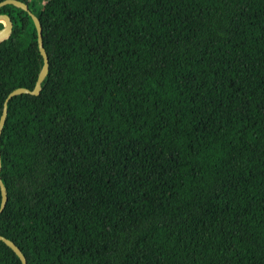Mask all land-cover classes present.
Wrapping results in <instances>:
<instances>
[{"label":"trees","instance_id":"16d2710c","mask_svg":"<svg viewBox=\"0 0 264 264\" xmlns=\"http://www.w3.org/2000/svg\"><path fill=\"white\" fill-rule=\"evenodd\" d=\"M19 1L48 62L0 132L26 264H264V0ZM0 13L1 113L42 59ZM0 264H21L1 241Z\"/></svg>","mask_w":264,"mask_h":264},{"label":"water","instance_id":"95a60500","mask_svg":"<svg viewBox=\"0 0 264 264\" xmlns=\"http://www.w3.org/2000/svg\"><path fill=\"white\" fill-rule=\"evenodd\" d=\"M5 4H11L15 7L20 8L21 10L25 11L31 18L32 23L35 28V33H36V44H37V49L38 52L41 56L42 63L41 67L38 71L36 80L34 82V85L31 89H27L24 87H17L11 90L4 98L3 103H2V109L0 113V132L5 120V115H6V103L7 101L14 95L18 94H31V95H37L39 90H40V83L46 76L47 70H48V62H47V55L46 52L43 48L42 45V38H41V25L38 20V18L29 10L28 6L26 3L19 1V0H1L0 1V7L5 5ZM0 23L2 26L0 27V41L7 38L9 33L11 32L12 28V22L10 20V17L5 14V13H0ZM6 202V190L5 187L0 179V212L2 211L4 205ZM0 241L3 242L7 247H9L14 254L18 257L19 261L21 264H26L25 258L19 248L10 240L7 239L3 236L0 235Z\"/></svg>","mask_w":264,"mask_h":264}]
</instances>
